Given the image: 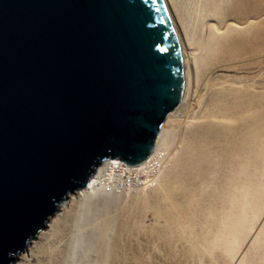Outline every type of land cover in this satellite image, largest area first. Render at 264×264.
I'll list each match as a JSON object with an SVG mask.
<instances>
[{
	"label": "water",
	"instance_id": "water-1",
	"mask_svg": "<svg viewBox=\"0 0 264 264\" xmlns=\"http://www.w3.org/2000/svg\"><path fill=\"white\" fill-rule=\"evenodd\" d=\"M183 88L162 0H0V264L103 161H145Z\"/></svg>",
	"mask_w": 264,
	"mask_h": 264
},
{
	"label": "rangeland",
	"instance_id": "rangeland-1",
	"mask_svg": "<svg viewBox=\"0 0 264 264\" xmlns=\"http://www.w3.org/2000/svg\"><path fill=\"white\" fill-rule=\"evenodd\" d=\"M233 2L234 0L230 1V8ZM259 5V9H264V0ZM204 9L202 15L198 16L199 20L204 21V25L193 38L194 51L199 59L204 56L207 26L215 28L216 19L230 24L235 15L225 9L221 16L210 19L207 16L208 7ZM256 21H264V10ZM263 36L264 28L251 51L242 52L239 44L235 48L231 46L237 57L232 61H228L225 55L226 49L231 45L226 41L215 50L213 56L200 64L196 70L193 90H188L189 95L183 91L180 104L171 112V120L160 127L162 135L157 153L161 161L165 164L171 162L172 166L176 158L189 160L195 157L188 148L192 146L193 150L198 137L186 117L190 116L192 101L189 102V98L203 94L208 97L214 92L204 89L206 82L223 81L226 87L264 91ZM255 61L262 63L259 67L250 68L249 65ZM184 85L187 86V80ZM220 103L226 108L230 105V100L226 96ZM203 107L204 105L201 110ZM216 146L212 142L207 147L211 151ZM167 169L171 167L167 166ZM233 172V168H224L216 155L213 157L211 165L192 181L195 189L187 198L186 208H182L187 222L181 224L183 229L176 230V236L175 233L169 235V230L164 228L165 222L153 210L154 197L150 195L161 194V185L146 189L147 196H143L144 192L121 196L103 194L96 188H84L69 195L60 204L44 230L31 240L27 250L15 258L14 264H99L103 261L104 251L108 254V258L106 255L104 260L109 264L115 240L127 241L132 251L137 247V255L143 259L142 264H199L201 256L204 258L201 264H264V168H261V174L248 181L233 178ZM224 182H230L236 193L229 200L223 197L221 185ZM183 199L178 197L175 203L181 204ZM158 208L161 213L169 212L168 204L158 203ZM235 210L243 213L239 216L243 220L242 226L237 225L240 232L238 239L234 241L232 233L224 238L219 237L221 230L236 222L233 214ZM181 237L184 238L180 239ZM200 239L207 240L204 245L208 246L210 255L197 245ZM227 243L234 245L231 251L234 257L226 253ZM126 248L128 250V246ZM188 251L191 254L185 256ZM128 255L131 256L129 250Z\"/></svg>",
	"mask_w": 264,
	"mask_h": 264
},
{
	"label": "bare ground",
	"instance_id": "bare-ground-1",
	"mask_svg": "<svg viewBox=\"0 0 264 264\" xmlns=\"http://www.w3.org/2000/svg\"><path fill=\"white\" fill-rule=\"evenodd\" d=\"M230 1L162 0L180 49L183 78L185 82L187 80V86L184 85L183 89L185 94H188V90L194 87L196 70L200 64L213 56L215 50L219 49L221 44L226 41L231 44L226 49L225 55L228 61H232L237 57L232 52L231 46L235 48L236 44H239L242 46L240 48L242 52L251 51L260 38L264 21L258 22L256 20L264 10L258 8L260 6L259 2L262 0H234L231 8L229 7ZM204 7H208L207 16L210 19L221 16L225 9L229 13L234 12L236 16H233L230 24H225L224 20L216 19L214 20L216 22L215 28L210 25L207 26L206 31L208 30V33L203 47L204 56L199 59L194 51L193 38L194 34L199 32L204 25V21L198 19V16L205 11ZM242 23L244 24L241 25ZM215 46L219 47L215 48ZM260 63L262 62L255 61L249 67H259ZM217 82H206L204 84L206 91H214L210 96L207 97L206 94H203L196 97L193 95L192 98H189V102L192 101V103L189 111L190 116L186 117V121L192 125L194 133L198 137L193 150L192 146L188 148L192 151L191 154L195 156L193 159L176 158L172 166L171 162L165 164L161 161L157 153L158 142L162 135V131L160 133L159 130L157 141L155 140L152 151L145 161L133 166L126 163L122 164L117 160L103 161L96 168L84 188L86 190L96 188L103 194H119L121 196L144 192L142 193L143 196H147L146 189L161 185V194L150 195L154 197L153 206L155 208L153 210L165 222L164 228L169 230V235L175 233L176 236V230L183 229L181 224L187 222L185 220L186 216H183L185 212L182 211V208H186L187 198L195 189L192 181L211 165L215 155L221 160V165L224 168L234 169L233 178L248 181L261 174L260 170L264 168V91H246L240 87H226L223 81ZM226 96L230 100V105L223 108L220 102ZM203 105L204 107L201 110ZM200 110L201 112H199ZM197 114L199 115L196 121ZM171 118L170 113L163 124L168 123ZM212 142L216 143L217 146L210 151L207 146H210ZM167 166H170L171 169H167ZM221 187L225 199L227 197L229 200L231 196L236 195L230 182H224ZM236 188L238 187L236 186ZM178 197L184 198L181 204L175 203ZM158 203L168 204L169 212L163 211L161 213ZM64 205L61 206L62 209ZM233 214L236 222L232 223L227 229L224 228L218 234L219 237L224 238L227 234L231 235L232 233V238L236 241L240 234L237 225L242 226L243 221L241 217L239 219V216L243 213L235 210ZM120 232L122 233V229ZM182 238L184 237L180 239ZM206 241L200 239L197 241V245L201 246V249L210 255L208 246L204 245ZM126 246H128L131 256L128 255ZM129 246L127 241L115 240L112 247L113 255L111 259L109 258V264H131L130 262L132 264H142V256L137 255L138 248H133L132 251ZM203 246H205V249ZM233 247L234 245L227 243L225 248L226 253L231 257H234V255H231ZM29 251L32 252L31 248ZM190 254L191 251L185 252V256ZM103 256L108 258L106 251L103 252ZM104 258L99 264H107V260H104ZM203 261L204 258L201 256L199 264Z\"/></svg>",
	"mask_w": 264,
	"mask_h": 264
},
{
	"label": "built area",
	"instance_id": "built-area-1",
	"mask_svg": "<svg viewBox=\"0 0 264 264\" xmlns=\"http://www.w3.org/2000/svg\"><path fill=\"white\" fill-rule=\"evenodd\" d=\"M117 161H119V160H117ZM121 162V161H120ZM122 164H124V162H121Z\"/></svg>",
	"mask_w": 264,
	"mask_h": 264
}]
</instances>
